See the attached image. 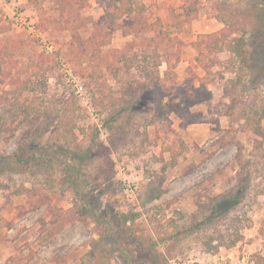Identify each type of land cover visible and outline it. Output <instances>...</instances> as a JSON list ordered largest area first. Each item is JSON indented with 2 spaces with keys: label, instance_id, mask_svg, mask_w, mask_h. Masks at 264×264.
<instances>
[{
  "label": "rangeland",
  "instance_id": "1",
  "mask_svg": "<svg viewBox=\"0 0 264 264\" xmlns=\"http://www.w3.org/2000/svg\"><path fill=\"white\" fill-rule=\"evenodd\" d=\"M263 20V0H0V156H40L0 157V264H264V77L231 51Z\"/></svg>",
  "mask_w": 264,
  "mask_h": 264
},
{
  "label": "trees",
  "instance_id": "2",
  "mask_svg": "<svg viewBox=\"0 0 264 264\" xmlns=\"http://www.w3.org/2000/svg\"><path fill=\"white\" fill-rule=\"evenodd\" d=\"M264 1V0H263ZM222 21V20H221ZM264 23V20L262 21ZM120 23V22H119ZM116 24V23H115ZM94 25L95 27H98V23L94 22ZM264 25V24H263ZM255 33L252 34V40L250 41L249 45L247 46L248 49H246L245 51L243 49H241L239 46H233L231 47V51H233L235 54H238L243 57L244 60L248 61L249 60V57H248V53L250 52V48L249 47H252L251 49V58H252V61L253 63H251V59L249 60V67L250 69H255L256 71H260L261 74L263 75L264 77V41H260L259 37H258V32L261 33V31L258 29V27L256 26L255 27ZM94 37L96 38V33L95 35H93L89 41H94ZM237 42L240 43V45H243L244 42H245V39L243 37H240L238 38ZM246 42H248L246 40ZM245 42V43H246ZM103 43H105V41H103ZM259 48V51L258 53H255V51H257ZM239 49V50H238ZM240 51V52H239ZM255 53V54H254ZM247 56V57H246ZM234 83V82H232ZM227 90V87L225 88V91ZM235 97L233 96V100H232V104L228 106V113L231 115L232 113L230 112L231 109H233V106L235 105L236 101H235ZM21 149L17 150L15 153L11 154V155H3V156H0L1 158H3L4 160H6L7 162H11L13 164H16V165H21L22 169H24L25 167L29 166L30 162H31V159L34 158V159H40V156L38 155V151H34L33 153H29L27 155H29V157H27L26 159H24V155L21 154ZM42 158V157H41ZM75 171V174H78L79 177H83L81 175V173L79 172L78 169H73ZM85 195V198H90L91 199V194L90 192H87L84 194ZM87 202H90L89 200ZM88 205L85 203L83 208L85 210H87L88 208ZM214 208L216 210L219 209L218 205H214ZM215 210V211H216Z\"/></svg>",
  "mask_w": 264,
  "mask_h": 264
}]
</instances>
